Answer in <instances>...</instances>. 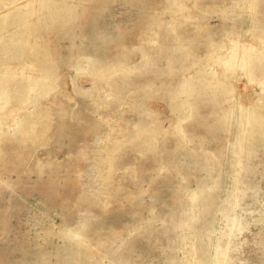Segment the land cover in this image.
<instances>
[{"label":"rangeland","instance_id":"1","mask_svg":"<svg viewBox=\"0 0 264 264\" xmlns=\"http://www.w3.org/2000/svg\"><path fill=\"white\" fill-rule=\"evenodd\" d=\"M248 109L264 0H0V264H264Z\"/></svg>","mask_w":264,"mask_h":264},{"label":"bare ground","instance_id":"2","mask_svg":"<svg viewBox=\"0 0 264 264\" xmlns=\"http://www.w3.org/2000/svg\"><path fill=\"white\" fill-rule=\"evenodd\" d=\"M26 14V13H25ZM18 52L19 51H17V52H14V56H18L19 54H18ZM21 52V51H20ZM44 54H41L38 58L41 60V63H39L40 64V66L45 70V71H48V68H47V66L43 63V59H44ZM248 57V56H247ZM243 61V63H245L246 64V60H244V59H242ZM252 72V71H251ZM254 75V74H253ZM32 76H33V74H32ZM31 76V77H32ZM27 79H29V76H26V80ZM184 86V87H183ZM182 87L186 90V92H190V90H192L194 87H195V84L194 83H192L190 80H187V81H184L183 82V84H182ZM183 88H181V89H183ZM183 89V90H184ZM31 90V84L29 85V83H28V81L27 82H25L23 85H22V87H21V91L23 92V94H25V93H28L29 91ZM6 97H8V96H6ZM6 99V98H5ZM10 99V97L7 99V100H9ZM249 108H251V107H249ZM254 108V107H253ZM255 108H257L256 106H255ZM254 110V109H253ZM253 110L251 111L250 109H248V111H246L244 114L245 115H243V120H242V124H244L245 123V125H247V124H249L250 125V127H248V129H246V127L244 128V130L245 131H250V130H254V129H256V130H258L261 134H262V136H263V134H264V119H262V115H259V114H257V111L254 113L253 112ZM244 126V125H243Z\"/></svg>","mask_w":264,"mask_h":264}]
</instances>
